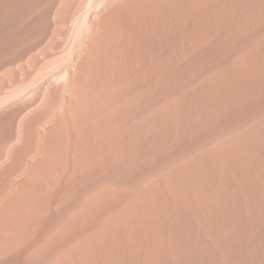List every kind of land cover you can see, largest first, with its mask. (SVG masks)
Masks as SVG:
<instances>
[{"label": "bare ground", "instance_id": "bare-ground-1", "mask_svg": "<svg viewBox=\"0 0 264 264\" xmlns=\"http://www.w3.org/2000/svg\"><path fill=\"white\" fill-rule=\"evenodd\" d=\"M100 1L63 83L48 78L31 99L21 98L22 86L0 97V198L16 185L0 200V264L45 228L59 194L65 200L55 219L63 222L55 223L59 228H52L37 253L46 257L51 253L41 254L48 249L68 244L51 264H264V116L235 136L218 129L224 138L209 146L205 141L199 153L161 170L155 180L151 174L134 194L127 182L150 174L149 158L169 134L190 125L186 118L216 104V128L221 116L236 115L247 102L260 108L264 0ZM74 3L0 0V66L36 46L39 37L63 36ZM216 35L213 58L225 59L241 47L244 52L176 98L152 106L170 82L188 77L193 60L178 75L175 69L192 48ZM23 75L2 78L0 90Z\"/></svg>", "mask_w": 264, "mask_h": 264}, {"label": "rangeland", "instance_id": "rangeland-1", "mask_svg": "<svg viewBox=\"0 0 264 264\" xmlns=\"http://www.w3.org/2000/svg\"><path fill=\"white\" fill-rule=\"evenodd\" d=\"M100 0H76V5L74 3L75 6L74 9L72 8L70 12V17L68 16V20H67V23L65 24V32L63 34V36H58L59 38L55 37L54 39L52 38L51 40L48 39L49 37H47V39L45 38L44 40L39 37V40L42 39V40H38V42L40 44H38L37 41H35L34 43L32 44H36V46H32L30 45V47H26L23 49V51H20V53L18 54V56H14L13 58H10V61L4 65H1L0 66V79L2 78H7V77H10V76H13L14 74H17L19 75L20 73L21 74H24L22 76V78L20 77H17L15 80L17 81H14L12 82L11 84H7L4 85L5 87L1 88L0 90V97L1 96H4V95H7L9 94L8 92L9 91H12L13 92H16L17 89H19V87L22 86L21 89H24V87L26 86V88L24 90H21L20 89V93L23 94V97L21 98H27L29 99L30 97L33 98L35 94V91L37 89V87L39 86V84L41 82H43L44 80L48 79V78H51V80L55 83V84H61L65 81V78H66V71L64 70L67 65L69 64L70 60H71V55L73 54V50L76 48V46L79 45V42L83 36V34H85L88 29H89V25H90V16L91 14L101 5V1L99 2ZM94 10V11H93ZM72 13V14H71ZM88 25V27H87ZM87 29V30H86ZM219 36V35H218ZM217 35L214 36V38L212 40H209L207 42H205L204 44L202 43V45L198 46V47H194L192 48V51L191 53H189V56H187L186 58H184L180 64V68H176L175 71L177 73V75L179 74V70L182 68V66H184V64H187L188 62H190L191 60H193V64H191V72L188 74V77L186 78H183V80H181L182 78L179 77V79L176 81H172L170 82V88L166 90L165 93H162L160 94L156 100H154L152 102V106L154 105V107H158L161 105L162 101L163 102H169V100H172L174 98H176L177 96L181 95L185 90H187L190 86L192 85H195L197 84L198 82L204 80L206 77L210 76L211 74L215 73V72H218L219 69L223 68L225 63L229 62V61H232V57H234V55H239L241 54V52H239L238 50L242 51V53L244 52L242 49V47L240 49H237L236 52H230L228 53L224 58H213L212 57V54H213V49H212V46L214 45V41H216V39H218ZM60 39V40H59ZM50 40V41H49ZM58 40V41H57ZM43 41V42H41ZM52 41H53V44H52ZM213 41V42H212ZM51 43V44H50ZM195 43V42H194ZM55 44H61V45H58L57 48H56V45ZM212 44V45H211ZM52 45V47H51ZM55 45V46H54ZM208 45V46H207ZM38 46V47H37ZM203 46V47H202ZM51 48H55L53 50L50 49ZM211 49H208L210 48ZM248 47V46H247ZM246 47V49H247ZM34 48V49H33ZM45 48V49H44ZM202 48V49H201ZM204 48V49H203ZM27 49V50H25ZM32 50V51H31ZM207 52V55L205 56L206 58L204 59V56L202 54V52L204 51ZM212 50V54L210 53ZM43 51V52H42ZM193 52V53H192ZM238 52V53H237ZM234 53V54H233ZM46 54V55H44ZM50 56H49V55ZM44 56V57H43ZM19 57V58H18ZM46 57V58H45ZM202 57V58H201ZM211 59H210V58ZM197 58V59H196ZM232 58V59H231ZM13 59V60H12ZM18 59V61L16 60ZM34 59V60H32ZM39 61H38V60ZM195 59V60H194ZM208 61H207V60ZM210 59V60H209ZM222 59V60H221ZM229 59V60H228ZM36 60V62H35ZM197 60H200V61H204L203 63L200 62L198 63V65H195L196 64V61ZM224 60L226 61L225 63ZM30 61V62H29ZM35 62V63H34ZM216 62V63H215ZM31 63V64H28ZM195 63V64H194ZM207 63V64H206ZM22 65V67H21ZM26 65V66H25ZM36 65V66H35ZM193 65V66H192ZM200 65V66H199ZM216 65V66H215ZM223 65V67H222ZM52 66H55V67H52ZM212 66V67H211ZM4 67V68H3ZM194 67V69H193ZM3 68V69H2ZM49 68V69H48ZM52 68V69H50ZM201 68V69H200ZM204 68V69H203ZM210 69V70H209ZM220 69V70H221ZM3 70V71H2ZM48 70V71H47ZM53 70V71H52ZM65 72H63V71ZM194 70V71H193ZM5 71V72H4ZM58 71V72H57ZM60 71V72H59ZM178 71V72H177ZM200 71V72H199ZM27 72V73H26ZM207 72V73H206ZM209 72V73H208ZM213 72V73H212ZM7 75H6V74ZM29 73V74H28ZM56 73V74H55ZM58 73V74H57ZM194 73V74H193ZM3 74V75H2ZM65 74V75H64ZM56 75V76H54ZM199 75V76H198ZM27 76V77H26ZM58 77V78H57ZM195 77V78H194ZM25 78V79H24ZM62 78V79H61ZM201 78V79H200ZM23 79V80H22ZM4 79H2L0 82H2ZM62 81V82H61ZM163 82V80L161 79H158L157 80V84H161ZM28 83V84H27ZM176 83V84H174ZM13 84V85H12ZM22 84V85H21ZM25 84V85H24ZM158 84V85H159ZM174 86H173V85ZM17 88H16V87ZM10 87V88H9ZM173 89V90H170V89ZM180 88V89H179ZM8 89V90H7ZM179 91V92H178ZM168 92V93H167ZM176 92V93H175ZM178 92V93H177ZM169 95V96H168ZM162 96V97H161ZM168 96V97H167ZM166 97V98H165ZM18 98V97H17ZM30 98V99H31ZM161 98V100H160ZM167 100V101H166ZM10 101V100H9ZM155 102V103H154ZM263 102V103H262ZM260 102V108L257 110L256 106L259 107V105H257V102H251V105L247 102V104H245L244 107L246 108H241L240 106V109L237 108L238 112L236 111V115H229L227 118H224L223 119V116H221L222 120H220L219 122L220 123H217L216 125V128H214V124L211 125L213 123V120H215V113L219 112V107L218 105H213V106H210V109L212 110H207V113L204 112L203 114L201 115H198L199 117H190V118H186L184 123L187 122V121H190V125H186L187 128L185 127L184 128V125L180 126V128H177L176 130H174V134L172 133V135H168L166 139H164V141L166 143L163 142V145L161 146L162 148H159L157 150H155L158 146L155 145V148L153 150H155L154 152V156L152 158H149V162H151V164L149 163L150 167L149 169L151 170V172H149L150 174H147V173H141V175L139 174L138 176L137 175H133L132 177V181H127L128 183L132 184V190L134 189V192L132 194H134L135 192H137V190L140 189L141 186H143L145 183H147L151 178V180H155L156 177H158L157 175L160 174L161 172L167 170V169H170L173 167V165H177L179 163H182V161L188 159V157H192L194 156L197 152L199 153V150L201 151L202 149H204L203 147H205L206 145L209 146L212 145L213 143H216L218 139H221V138H224L222 137L219 133H218V129H219V132L225 134V131L226 134H229L230 136H235V133L239 132L241 129H243L244 127H247L248 125H251L253 124L254 122L257 121V119H260L264 116V100ZM256 104L255 107H253V104ZM158 104V105H156ZM252 106V107H248L249 105ZM254 104V105H255ZM262 106V107H261ZM213 109H212V108ZM216 108V109H215ZM223 108V103H222V106L220 108V110ZM241 109H245L246 111H243ZM241 110V114L240 116L238 115ZM253 110H255L253 112ZM262 110V111H261ZM211 111V112H210ZM258 111V112H257ZM212 112H215V113H212ZM257 112V114H256ZM260 112V113H259ZM263 112V113H262ZM143 114V113H142ZM247 114V115H246ZM249 114V115H248ZM252 114H255V115H252ZM260 114V115H258ZM202 115L204 117H202ZM207 115V116H206ZM233 115V116H232ZM206 116V117H205ZM235 116V117H234ZM239 116V117H238ZM252 116V117H251ZM256 116V118H255ZM258 116V117H257ZM260 116V117H259ZM194 117V119H193ZM209 117V118H208ZM251 117V118H250ZM201 118V120H200ZM237 118V119H236ZM253 118V119H252ZM180 122H181V118H177ZM192 119V121H191ZM204 119V120H203ZM207 119V120H206ZM209 119H211V122H210V126H207V123H209ZM227 119V120H226ZM200 120V121H199ZM230 120V121H229ZM254 120V121H252ZM178 121V122H179ZM204 121V122H203ZM222 121V123H221ZM224 121H225V125H224ZM243 121V122H242ZM194 122V123H193ZM227 122V123H226ZM198 123V124H197ZM233 123V127L231 126V124ZM204 124V125H203ZM219 124V125H218ZM228 124V125H227ZM241 124V125H240ZM201 126L200 129H198L199 127L198 126ZM203 125V126H202ZM236 125V126H234ZM244 125V126H243ZM226 126V127H225ZM190 127V128H189ZM192 127V128H191ZM225 127V128H224ZM237 128V130H236ZM189 129V130H188ZM210 129V130H208ZM179 130V131H178ZM201 130V131H200ZM217 132H216V131ZM239 130V131H238ZM189 131V132H187ZM200 131V132H199ZM224 131V132H223ZM234 131V132H232ZM237 131V132H236ZM181 132V133H180ZM183 133V134H182ZM218 133V134H217ZM232 133V134H231ZM234 133V135H233ZM213 134V135H212ZM216 134V136H214ZM222 134V135H223ZM178 135V136H177ZM190 135V136H189ZM176 136V137H175ZM209 136V137H208ZM221 136V137H220ZM170 137V138H168ZM175 137V138H174ZM178 137V138H177ZM198 137V138H197ZM169 139V140H168ZM195 139V140H194ZM197 139V140H196ZM171 140V141H170ZM188 141V142H187ZM191 141V142H190ZM204 141V142H203ZM206 142H209L207 143L206 145H204V143ZM12 142V140H11ZM10 143V142H9ZM8 143V144H9ZM180 143V144H179ZM197 143V144H196ZM167 144V145H165ZM169 144V145H168ZM204 145V146H203ZM214 145V144H213ZM165 146V147H164ZM177 146V147H176ZM180 147V149H179ZM184 147V148H183ZM198 147V148H197ZM200 147V148H199ZM168 148V149H167ZM190 148V149H189ZM164 149V150H162ZM193 149V150H192ZM152 150V152H153ZM159 151V152H157ZM163 151V152H162ZM162 152V153H161ZM174 152V153H173ZM168 153V154H167ZM175 154V155H174ZM193 154V155H192ZM159 155V156H158ZM178 155V156H177ZM186 156V157H185ZM161 157V158H160ZM172 158V159H171ZM151 159V160H150ZM160 159V160H159ZM155 160V161H154ZM158 160V161H157ZM154 161V162H153ZM163 161V162H162ZM171 164H170V163ZM154 163V164H153ZM156 163V164H155ZM162 164V165H161ZM165 165V166H164ZM140 166H136V168L138 169ZM153 167V168H152ZM157 167V168H156ZM135 168V169H136ZM154 170V172H153ZM162 170V171H161ZM161 171V172H160ZM160 172V173H159ZM158 173V174H157ZM146 174L148 176H146ZM151 174H154V175H151ZM151 175V176H150ZM155 176V177H154ZM17 180L18 177L16 178ZM146 179V180H145ZM146 182H145V181ZM125 181V179H122L121 183L123 184ZM141 182V183H140ZM120 183V185H122ZM143 183V184H142ZM10 184V183H9ZM11 186V185H10ZM10 186H9V191L8 189L4 192L5 195H2L0 200L3 198V196H6L8 194H10L11 192H13L14 188H15V184L13 183V186L11 188V192H10ZM136 189V190H135ZM7 192V193H6ZM3 193V194H4ZM59 196L61 197H58L57 196L52 200L51 204H53L50 208H49V212H51V214L53 215L52 219L54 220V222H52L53 220L51 219V217H48L45 222H43L42 224H44V229L42 230H39L40 232H35L34 234H32L28 241L24 244V247L23 245L19 246L16 251H14V254H16V256H14L12 259H9L5 262V264H51L52 260L55 258L54 254L57 255V253H61V249L63 248V250H65L67 247H68V244L67 245H64V246H60L58 247L57 249L54 248L51 252H49V249L45 252H43L41 255L43 256H46L48 253H51V257L49 255H47L46 257H40L41 258V262L40 258H38V255L37 253H41L43 248L42 247V244L45 243V240L47 241L48 237L51 236L53 234V232H55L59 227L60 225L62 224V220L61 221H58L59 220L58 216H57V219H55L56 215H58L59 213V209L58 207L60 208V206L62 205V200H65V197H62L61 194H59ZM66 196V194H65ZM60 198V199H59ZM64 198V199H63ZM59 199V200H58ZM79 199V198H78ZM58 200V201H57ZM61 200V201H60ZM54 201V202H53ZM58 202V203H57ZM56 204V205H55ZM73 204V203H72ZM51 210V211H50ZM58 211V212H57ZM48 212V213H49ZM54 213V214H53ZM56 213V214H55ZM62 213V212H61ZM50 215L49 213V216H52ZM50 219V220H48ZM60 219H62L60 217ZM56 220V221H55ZM51 223H52V226H51ZM54 223V225H53ZM55 223L56 225L58 226H55ZM58 223V224H57ZM51 227V228H50ZM55 227V228H54ZM54 228V230L52 229ZM46 230V231H45ZM53 230V232L51 233V231ZM43 231V232H42ZM45 231V232H44ZM41 233V235H40ZM46 235H45V234ZM48 233V234H47ZM43 234V235H42ZM48 236V237H47ZM254 237V236H253ZM257 239V237H255ZM255 238H253L255 240ZM41 239V240H40ZM33 240V241H32ZM37 240V241H36ZM44 240V242L42 241ZM29 242V243H28ZM31 242V243H30ZM256 242V240L254 241ZM35 243V244H34ZM71 244V242L69 243V245ZM39 246V247H38ZM23 247V248H22ZM38 247V250L36 248ZM65 247V248H64ZM31 248V249H30ZM36 251H35V249ZM24 249V250H22ZM18 250V252H17ZM58 252H57V251ZM20 251V252H19ZM21 251L24 253H21ZM40 251V252H39ZM16 252V253H15ZM20 255L18 257V255ZM33 256V258H35L36 261H34V259L32 257H30L31 255ZM46 254V255H45ZM23 256V258H22ZM16 258V259H15ZM45 258V259H44ZM14 259V260H13ZM11 260V261H10ZM34 262H33V261ZM44 260V261H43ZM18 261V262H17ZM20 261V262H19ZM25 261V262H24ZM43 261V262H42ZM51 261V262H50ZM2 261L0 260V263ZM212 264V263H210ZM262 264V263H261Z\"/></svg>", "mask_w": 264, "mask_h": 264}]
</instances>
